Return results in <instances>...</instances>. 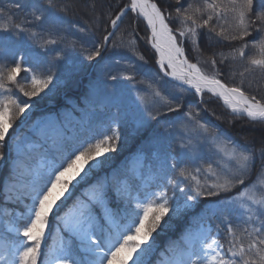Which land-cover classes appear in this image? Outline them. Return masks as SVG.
<instances>
[{
  "label": "snow or ice",
  "instance_id": "6c2138e0",
  "mask_svg": "<svg viewBox=\"0 0 264 264\" xmlns=\"http://www.w3.org/2000/svg\"><path fill=\"white\" fill-rule=\"evenodd\" d=\"M46 2L0 6V34L14 41L27 34L42 49L0 63V247L12 256L0 264H264V94L245 86L246 74L264 75V0H175L168 8L128 0L100 15L93 4L92 26L77 29L94 35L104 26L91 48L65 40L62 26L76 24L53 11L56 0ZM18 12L46 22L44 34L30 30L32 21L17 22ZM129 14L144 24L143 39L154 49V65L139 80L147 61L139 32L121 30ZM110 44L132 54L121 75L142 86L131 114L95 111L110 99L102 85L120 78L105 66L104 80L89 81L92 111L73 105L85 113L78 127H69L75 117L66 110L33 118L34 98L58 94L62 83L88 73L93 65L84 61L99 64ZM78 46L83 60L67 51ZM237 75L238 83L226 82ZM206 94L230 110L231 131L202 115ZM129 141L135 150L118 161ZM157 168L158 182L145 187ZM176 222L183 224L178 236L161 246L159 236Z\"/></svg>",
  "mask_w": 264,
  "mask_h": 264
},
{
  "label": "trees",
  "instance_id": "16d2710c",
  "mask_svg": "<svg viewBox=\"0 0 264 264\" xmlns=\"http://www.w3.org/2000/svg\"><path fill=\"white\" fill-rule=\"evenodd\" d=\"M35 2L39 3L42 7L47 8L46 0H35ZM56 2L58 7L53 11L61 16H66V19L68 21H72L76 24V27L74 28L69 27L68 24H64L62 26L61 34L65 37V40H77L79 41V43H83L86 48H91L93 40H98L103 34H106L104 32L103 25L99 26V31H96L95 28H93L94 35L92 33H80L77 30L82 26H92L93 17L90 13L91 6L94 4L96 13L100 15L108 10L109 5L115 6L116 4H120L122 6L123 4L127 3L128 0H56ZM155 2L160 4L162 8H168V5L174 4L175 0H155ZM7 4L8 0H0V6H6ZM64 6H67L69 8V11L67 13L60 12L59 10ZM11 11L16 12L15 9H11ZM134 15L135 14H129V16H126L124 18V22L121 25V30H130L129 25H131V28H135L139 32V35L141 37V39H139L138 41V49L141 54L145 56L147 64L145 65L144 69L140 71V75L137 76V80H139L142 78L144 71H147L148 69L153 67L154 51L151 48L150 44H146L143 39L145 35L144 24L133 19ZM101 18L103 19V17ZM16 19L17 22H24L25 19H27L28 21H32L30 30L37 33L44 34L45 29L47 28L46 22L35 21L33 17H31V15H28L26 12H18L16 15ZM253 35L255 36V33H253ZM58 47H63V44L58 45ZM223 50L228 51L227 48ZM17 51L31 56L33 53L42 52V49H40L35 42H19L14 40H6L4 38V34H0V63H11L13 60V53ZM67 51L76 60L84 59L79 46L75 50L68 49ZM253 51L255 50H250V54ZM208 54L209 53L206 52L205 55L200 58L201 61L205 60ZM131 55V53L126 52L123 48L113 49L110 44L109 50L105 53V59L100 61L99 64H97L96 62H89L85 60L84 62L86 64H92L93 67L89 68L88 73L82 74L73 78L72 80H69L66 85L62 83L61 88H65V90L61 93L60 96H58V102L55 104V106H53L54 112L59 113L61 110L72 112L75 120L69 127H78V125H76V121L80 120L85 113L83 111H73V105L79 106L82 109H86L89 112L92 111L85 99L89 95V81L95 79L97 76H99L101 80H104L105 77L103 75V72H100L99 68L106 66L107 69L111 70L114 74H117L120 78L115 82L108 81L107 83L102 85V87L110 94V99H102L100 102H97L94 105L95 111L97 113L103 114L105 117H113L118 115L122 116L125 113L131 114L136 107V100L138 95L137 87H142L140 85H134L133 82L126 81L122 78L121 73L124 71L126 65L132 62L128 59V57H131ZM47 59H51V53L49 54ZM132 59L134 60V57H132ZM190 59L192 60V62H196V54L192 53ZM117 60H120L119 64L116 63ZM203 66L206 67V65ZM60 71H66V67H62ZM237 71H242V68H239L237 66ZM25 75L26 74L23 72L18 75L17 79L20 84L25 83V81L22 79V77ZM249 81H251V86H248ZM226 82H229L230 84L238 83L239 76L237 75L234 81ZM245 86L250 94H256L259 98L260 95L264 94V75H261L258 71L246 74ZM53 95L47 97H51ZM191 97L189 95H185L186 100H190ZM205 104H207V101L205 102ZM216 106L221 107L217 101ZM202 115L205 116V118L208 117L206 113H202ZM222 119L224 121H221L225 128L224 130L231 131V128L227 123V121L231 119L230 114L227 113ZM236 124L237 126H239L240 122L237 121ZM257 134H259V129H257ZM217 222L218 221H216V223ZM173 229L174 228L168 230L171 231ZM221 236L226 243V225L224 224H221ZM162 245L163 244H161V246Z\"/></svg>",
  "mask_w": 264,
  "mask_h": 264
},
{
  "label": "rangeland",
  "instance_id": "374dc122",
  "mask_svg": "<svg viewBox=\"0 0 264 264\" xmlns=\"http://www.w3.org/2000/svg\"><path fill=\"white\" fill-rule=\"evenodd\" d=\"M24 41L34 42L31 38L28 37L27 34H25ZM19 42H23V41H19ZM153 51H154V49H153ZM64 90H65V88H61V91L58 94H54L51 97H44V99H42V100L40 98H34L33 102L35 103V107L32 109L33 118L40 116L42 113L54 112L53 106H55V104L58 102V99H59L58 96H60ZM13 91L17 92V88L15 86H13ZM17 95L23 100L28 99L27 97H23L22 94H20L18 92H17ZM190 101H193L194 103H199L200 97H191ZM206 101H207V104H205ZM216 101L219 103V105L221 107L216 106ZM200 107L207 109L206 114L208 115V117L206 119L211 120L213 123L220 125V127L222 129H225L223 126V123H222V122H224L223 119H221V120L216 119L217 116H220L223 118L224 115H226L227 113L230 114V110L226 109L222 100H219L216 97H212L211 94H206L204 96V103H203V105L200 104ZM17 131H21V129L18 128ZM23 131L26 132L27 129L25 128V129H23ZM135 148H136V144L129 141V143L125 144V146H124L123 150L121 151V154L117 158V160L119 161V160L124 159L125 156H129L130 153L135 150ZM159 176H160V172H159V169L157 168L153 171V173L150 176H147V179L145 182V187H147L148 183L155 184L156 182H158ZM9 207H13V206H9ZM215 223H216V221L213 222V227H215ZM182 226H183L182 222H176L173 230H171V231L168 230V231L162 233L158 238L159 243L162 242V243H160V245L161 244L164 245V243L166 241H168L170 237L175 238L174 236L176 235L177 232H179V229ZM51 228H52L53 235H55V229H56L55 220H53ZM8 238L11 239V236H9ZM220 240L222 243H225V241L221 235H220ZM3 243H4V241H0V245H2ZM51 243H52V239H51V237H49L45 241V247H44L45 252L47 251V246L50 245ZM11 259H12V256H11L10 248L5 249L4 247H0V260L10 261Z\"/></svg>",
  "mask_w": 264,
  "mask_h": 264
},
{
  "label": "bare ground",
  "instance_id": "6f19581e",
  "mask_svg": "<svg viewBox=\"0 0 264 264\" xmlns=\"http://www.w3.org/2000/svg\"><path fill=\"white\" fill-rule=\"evenodd\" d=\"M223 102V101H222Z\"/></svg>",
  "mask_w": 264,
  "mask_h": 264
}]
</instances>
